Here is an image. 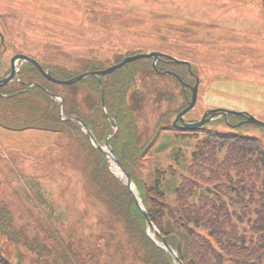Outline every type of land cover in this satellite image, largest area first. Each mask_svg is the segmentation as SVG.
<instances>
[{"label":"rangeland","instance_id":"374dc122","mask_svg":"<svg viewBox=\"0 0 264 264\" xmlns=\"http://www.w3.org/2000/svg\"><path fill=\"white\" fill-rule=\"evenodd\" d=\"M0 31L6 43L0 47L3 73L10 70L14 53L45 67L60 65L63 72L56 77L63 80L84 73L93 60L107 59L106 68L116 55L129 51H163L192 62L199 78L198 100L185 121L197 122L207 110L224 109L264 123V0H0ZM139 62L150 66L148 59ZM170 71L190 83L182 65H171ZM142 76L148 78L137 80L128 103L140 116L141 141H148L156 113L177 108L184 94L171 76H157L149 68ZM59 89L61 85L50 86ZM161 94L169 96L168 103ZM13 100L0 97V201L11 212L8 235L13 239L3 237L9 260L129 264L130 258L115 250V234L122 238L121 230L109 225L84 182L85 138L73 127L67 134L22 129L25 116L18 107L6 106ZM214 122L216 130L231 131ZM238 129L264 148V130L251 125ZM163 132L147 168H184L196 136ZM110 168L117 176V168Z\"/></svg>","mask_w":264,"mask_h":264},{"label":"trees","instance_id":"16d2710c","mask_svg":"<svg viewBox=\"0 0 264 264\" xmlns=\"http://www.w3.org/2000/svg\"><path fill=\"white\" fill-rule=\"evenodd\" d=\"M100 18L109 19L105 15ZM139 51L133 50L128 55ZM117 59L119 62L121 56ZM106 60L90 61L85 72L104 69ZM47 68L55 78L56 73L63 72L54 62ZM146 69L143 62L131 63L108 76L99 79L90 76L68 90H65L67 86H61L62 89L55 92L50 90L54 84L43 78L35 67L25 66L17 89L11 85L2 88L0 97L6 95L5 99H14L6 106L18 107L20 116H25L19 125L22 129L67 134L73 127L83 136L80 126L62 121L60 113L65 118L82 120L99 143L117 128L108 140L113 154L134 183L151 224L182 264H264L263 146L258 139L244 135L239 129L220 132L212 122L191 132L196 136V144L184 168H147L150 161H154L150 152L161 131H165L163 134L178 132L171 123L186 104L184 95L177 108L156 113L151 138L141 141L140 116L129 105L128 97L137 90V80L148 78L142 76ZM193 72L196 74L195 70ZM71 78L65 77L66 80ZM33 82L39 86L28 88ZM48 93L60 96L63 108L60 109ZM102 94L106 115L101 109ZM160 96L163 102H169L168 95ZM218 121L224 123L223 119ZM228 121L233 124L237 119L229 117ZM84 144L89 150L85 167L81 169L85 174L84 182L89 184L94 192L91 196L105 210L104 218L109 225L121 230L122 238L114 232L117 254L130 258L129 264H175L169 253L148 235L145 217L122 180L111 173L104 155L88 140ZM10 219V210L0 201V264H13L3 238L13 239L8 235ZM155 240L159 241L157 237Z\"/></svg>","mask_w":264,"mask_h":264},{"label":"water","instance_id":"95a60500","mask_svg":"<svg viewBox=\"0 0 264 264\" xmlns=\"http://www.w3.org/2000/svg\"><path fill=\"white\" fill-rule=\"evenodd\" d=\"M161 56H163V55L159 54V53L138 54V55H135L132 57L125 58L119 64L111 66V67H109L103 71L84 73L82 75L77 76L74 79H71V80H56L53 77H51L50 70H44L43 67L41 65H39L37 62H35L34 60H32L26 56H23V55H16L10 61V73H9V75L0 80V88L8 85L11 81L15 80V78L18 76L19 69L16 68V66H15L17 61L26 62L29 65L31 64V65L35 66L37 68V70L42 74V76H44L46 79H48L49 81H51L52 83H54L56 85H68L69 86V85H73V84L85 79L86 77H88L90 75H93L96 77L109 75L112 72H114L115 70L122 68L124 65L131 63V62H134L136 60H140V59H153V66L155 68L156 63L161 58ZM167 58H168L170 63H174L176 65L186 64L188 67V70L190 72V76L193 75L191 72V66L189 63L178 61L172 57H167ZM164 74L169 75L170 73L167 72ZM174 76L177 77L178 80L181 82V79L177 75L174 74ZM182 85L184 88H187L190 90L191 98H190V102L188 103V106L183 111H181L179 114L176 115L175 120L173 121L174 127H178L183 131H194V130H197L198 128H200L201 126H203L204 124H206L207 122H210L215 117H223L225 120H227L228 116H233V117H242L244 119L241 123H239L238 125H236L234 127H239L243 124H249V125H254L258 128L264 129V123L263 122L258 121L257 119L248 115L247 113L235 112V111H230V110H210L203 115V117L201 118L200 121H198L196 123H186L183 119V116L185 114H187L196 104L199 83H198V79L196 78V83L193 87L190 86L189 84H183L182 83ZM102 106L104 107L103 100H102ZM178 122L181 125H178ZM80 124L85 129V132H86L87 136L90 138V140L96 145V147L98 149L102 150L101 147L96 143V141L94 140V138L92 137L91 133L86 128V126L82 123H80ZM105 147L109 149L107 139H105ZM103 153L110 157V159L112 160L114 165L120 171V174L124 178L125 184H126L127 188L129 189L131 196L135 200V203L137 204L141 213L146 218L147 224L149 226H151L149 219L147 218V215L145 213V210H144L143 206L141 205L139 198L137 197V193L135 192L134 185H133L127 171L120 164V162L115 157L112 156V150L111 149H109V154L107 152H104V151H103ZM153 232H154V234L158 235V233L155 229H153ZM161 245H162L163 249H165L167 252H169V254L174 258V261L176 262V264H181V262L179 261V259L175 255V253L171 250V248L167 244L166 240L163 238H161Z\"/></svg>","mask_w":264,"mask_h":264},{"label":"flooded vegetation","instance_id":"af4514ba","mask_svg":"<svg viewBox=\"0 0 264 264\" xmlns=\"http://www.w3.org/2000/svg\"><path fill=\"white\" fill-rule=\"evenodd\" d=\"M160 62L165 63L164 61H160ZM161 65H162V64H161Z\"/></svg>","mask_w":264,"mask_h":264}]
</instances>
